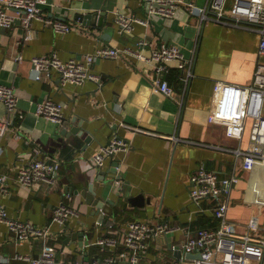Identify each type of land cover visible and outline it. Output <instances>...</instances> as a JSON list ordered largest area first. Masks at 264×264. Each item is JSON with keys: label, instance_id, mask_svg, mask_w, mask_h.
<instances>
[{"label": "crops", "instance_id": "obj_1", "mask_svg": "<svg viewBox=\"0 0 264 264\" xmlns=\"http://www.w3.org/2000/svg\"><path fill=\"white\" fill-rule=\"evenodd\" d=\"M186 1L199 8L208 5V0ZM233 3L228 0L226 8L231 9ZM41 10L48 19L70 23L72 31L59 33L42 19L33 22L30 38L20 20L13 28L0 29V84L16 88L24 113L23 118L12 117L13 124L0 144V177L8 176L10 188L9 194L0 190V204L10 217L27 221L49 235L20 243L6 224L0 225V255L11 258L10 264H28L14 260L16 253L37 257L48 244L58 248L59 260L90 262L110 253L94 244L98 237L121 235L136 219L169 222L191 234L204 227L216 228L219 224L213 214H200L190 198L191 178L202 165L222 177L239 168L241 178L228 213L232 230L264 238V167L247 166L244 159L237 163L234 150L240 141L228 138L222 125L210 124L208 116L218 80L253 83L259 62V32L250 25L224 24L213 14L202 22L199 15L183 9L178 18L153 16L148 24H137L132 32L121 33L118 15L147 17L144 0H47ZM95 12L105 16L102 27L94 18L87 20L89 23L80 20V15ZM145 40L149 43L142 50L139 43ZM163 43L179 46L189 63L183 71L177 62H170V70L162 75L174 88L173 97L154 90L152 80L158 75L155 62L136 57L139 51L150 55ZM104 47L118 48L122 54L91 64L92 71L103 77L102 87L92 81L62 86L56 73L38 78L33 72L31 60L37 56L56 52L65 61L73 57L83 60ZM48 97L64 103L62 122L36 115L38 104ZM6 115L7 108L0 102V116ZM75 126L81 127L78 133L62 134ZM87 136L92 137L90 142ZM115 137L129 148L115 156L119 169L113 158L103 167L92 166L93 157ZM248 137L242 149L249 146ZM39 146L46 152L39 157L51 156V161L61 162L59 179L55 185L41 183L30 191L19 186L17 173L23 163L37 158L33 152ZM112 167L115 171L111 172ZM117 177L122 180V190L114 186ZM91 184L96 187V197L111 210L97 211L87 203L82 191ZM138 195L151 202L130 205L129 198ZM108 200L114 201L113 205ZM63 202L83 210L65 225L54 221L55 209ZM111 223L115 227L112 231L108 227ZM80 232H84L82 242L72 238ZM184 236L183 231L177 232L174 243ZM151 244L141 255V264H172L178 258L175 251Z\"/></svg>", "mask_w": 264, "mask_h": 264}, {"label": "built area", "instance_id": "obj_2", "mask_svg": "<svg viewBox=\"0 0 264 264\" xmlns=\"http://www.w3.org/2000/svg\"><path fill=\"white\" fill-rule=\"evenodd\" d=\"M228 0H208V5L199 8L193 1L186 0H144L147 17L140 18L128 14H119L118 28L121 33L132 32L137 24H148L153 16L167 19L179 17L181 10L186 9L192 16H200L206 21L213 14L215 19L224 24H245L256 29L260 34L259 62L254 72V81L251 85L233 84L218 80L213 89V103L209 112V123L222 125L228 138L239 140L240 146L234 150L237 154V163L241 159L247 166L260 165L264 167V0H234L231 9L226 8ZM47 0H0V29L13 28L20 20L28 32L36 19H42L59 33L72 31L70 23L61 20H51L44 15L41 6ZM149 41V40H148ZM147 40L141 41L139 46L144 50ZM122 52L118 48H99L84 56L83 60L76 57L68 61L62 60L55 52L49 56H37L31 60L33 72L38 78L46 75L50 78L53 73L59 77L60 84L84 85L86 82L104 86L102 75L94 73L91 64L101 60L119 58ZM140 60L155 62L157 76L153 78V88L168 97H173L174 88L162 75L170 69V62H177L178 69L185 71L188 67L182 49L177 45L163 43L151 52H136ZM190 74H188L189 77ZM19 95L14 86L0 84V102L7 108V115L0 116V144L13 124L12 117H24L19 108ZM65 105L48 97L41 101L36 109V115L47 120L62 122ZM249 146L241 148L246 140ZM17 139L19 134L14 135ZM128 144L121 138L115 137L111 143L102 147L92 160V166L103 167L119 152L128 151ZM45 150L39 146L34 149L33 155L37 158L23 163L17 173L19 186L30 191L41 183L55 185L59 179L61 162L49 158H41ZM119 169V166L117 167ZM237 166L229 176L222 177L216 171L202 165L191 178L190 198L203 214L211 212L218 220L216 228H201L195 233L180 226L167 223H155L151 220L136 219L128 223L123 234L104 235L98 237L94 243L102 251L110 250L109 255L93 261L66 262L58 259L59 250L55 245L44 244L39 256L33 257L27 253H16L14 260L28 262V264H141V255L146 254L151 242L158 248H167L173 251L180 250L182 256L174 258L172 264H264V238H256L248 231L245 234H236L232 230V223L228 218L231 208L232 194L240 181V171ZM9 178L0 177V190L9 194ZM114 186L122 190L120 177L114 181ZM68 197H71L69 194ZM204 203H207L205 205ZM54 221L65 225L71 218L83 211L79 205L61 203L55 209ZM103 209H101L102 211ZM7 225L13 231L19 242L23 243L34 236H48V232L38 229L27 221L12 218L5 205L0 204V225ZM112 231L113 224L108 225ZM249 229H253L250 225ZM183 231L185 236L178 244L174 243L177 232ZM193 254V258L187 257ZM11 258L0 255L1 264H10ZM190 262V263H189Z\"/></svg>", "mask_w": 264, "mask_h": 264}, {"label": "water", "instance_id": "obj_3", "mask_svg": "<svg viewBox=\"0 0 264 264\" xmlns=\"http://www.w3.org/2000/svg\"><path fill=\"white\" fill-rule=\"evenodd\" d=\"M79 17H80V20L81 21H84L85 20V22H87V23H89V21H91L94 18V20L96 21V24L99 23V25L101 27L103 26V23L105 21V16L104 15H99L98 12L90 13V14H85V15H80ZM87 20H89V21H87ZM108 29H112V28H108ZM109 32L110 31H108V34H109ZM80 130H81V127L75 126V128H73L70 132H68L66 130H62L63 131L62 134L63 135H69L71 133H74L75 134V133H78ZM84 132H86V131L84 130ZM86 133H88V132H86ZM86 138H87L86 139L87 142H90L92 140V137L91 136H87ZM114 158H115V156L113 157L112 163H113V165L115 167H117V166H119V160H117L116 158L114 160ZM115 167H112L111 172L112 171H115ZM100 173H102L103 175L107 174L105 171H100ZM103 180H105V178H103ZM95 189H96V187H94L93 184H91L88 188L85 189V191H82V195L85 196V198L87 200V203L90 204V205H93V207L96 208V210L98 209L99 211L101 209H103V208L104 209H107V208L109 209L110 207H108V204H105L104 201L101 198L96 197V191H95ZM75 192L76 193H80V192H78V190H76ZM146 200L147 199L144 197V195H138V196H135V197L132 196L131 198H129V204L130 205H141V206H144L145 203H146ZM149 202H151V199L150 198L147 200V203L148 204H149ZM107 203L113 205L114 201L108 200ZM109 210H111V209H109ZM112 214H113V211L109 212V215H112ZM73 237L75 239H77V240L79 238L81 240V242H82L83 237H84V232H80V233H77L76 235H72V238ZM175 255L178 258H180L181 257L180 251H176L175 252ZM187 257L193 258V257H197V256H194L193 254H188Z\"/></svg>", "mask_w": 264, "mask_h": 264}, {"label": "rangeland", "instance_id": "obj_4", "mask_svg": "<svg viewBox=\"0 0 264 264\" xmlns=\"http://www.w3.org/2000/svg\"><path fill=\"white\" fill-rule=\"evenodd\" d=\"M262 216H263V219H264V208H263V214H262Z\"/></svg>", "mask_w": 264, "mask_h": 264}, {"label": "trees", "instance_id": "obj_5", "mask_svg": "<svg viewBox=\"0 0 264 264\" xmlns=\"http://www.w3.org/2000/svg\"><path fill=\"white\" fill-rule=\"evenodd\" d=\"M54 150V148L52 149V151Z\"/></svg>", "mask_w": 264, "mask_h": 264}]
</instances>
